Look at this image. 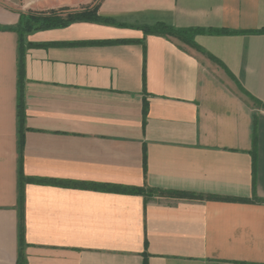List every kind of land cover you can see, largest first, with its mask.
<instances>
[{"label": "crops", "instance_id": "obj_1", "mask_svg": "<svg viewBox=\"0 0 264 264\" xmlns=\"http://www.w3.org/2000/svg\"><path fill=\"white\" fill-rule=\"evenodd\" d=\"M95 4L124 25L25 35V264H264V106L238 86L264 105V0H0V26ZM157 22L245 32L136 27ZM17 40L0 28V264L18 253Z\"/></svg>", "mask_w": 264, "mask_h": 264}, {"label": "trees", "instance_id": "obj_2", "mask_svg": "<svg viewBox=\"0 0 264 264\" xmlns=\"http://www.w3.org/2000/svg\"><path fill=\"white\" fill-rule=\"evenodd\" d=\"M97 4L90 8L83 9H52L48 11H27L19 13V20L16 25L13 26H0L1 29L13 30L17 33V101H16V117H17V147H18V253L17 264H25V252L24 247L26 245L24 240V222L22 211V197L23 186L26 182H33L34 180L26 177L22 170V151L24 147V131H25V104H24V81H25V51L28 43L25 41V35L33 30H42L66 26L75 21H92L105 24H112L116 26H123V23L117 22L110 17L100 16L97 12ZM140 28L144 34H155L161 36H175L189 44L194 45L193 37L197 33H209V34H237L245 31H238L227 28H176L163 22H157L152 25L136 26ZM253 33H264V27L255 31H249ZM241 91L247 94L256 105L264 106L259 99L251 95L240 85H238ZM147 107L144 103L143 107V120L146 118ZM255 144V134L253 132V146ZM253 166H254V154H253ZM143 168L146 174V157H143ZM38 182H46L57 184L59 181L55 180H36ZM123 191L133 192L137 194L158 193L160 195L167 196H196L185 192L167 191L161 189H155L150 187H130L124 188ZM220 198V197H217ZM230 199V198H224ZM251 200L262 201V199L253 195ZM247 199L246 201H251Z\"/></svg>", "mask_w": 264, "mask_h": 264}]
</instances>
